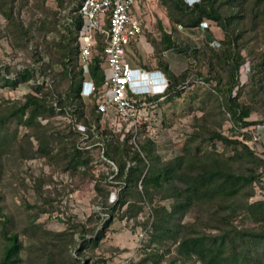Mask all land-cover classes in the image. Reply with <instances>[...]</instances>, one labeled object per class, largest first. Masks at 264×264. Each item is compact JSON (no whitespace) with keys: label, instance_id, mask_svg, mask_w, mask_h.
<instances>
[{"label":"trees","instance_id":"trees-1","mask_svg":"<svg viewBox=\"0 0 264 264\" xmlns=\"http://www.w3.org/2000/svg\"><path fill=\"white\" fill-rule=\"evenodd\" d=\"M33 1L40 8L43 0ZM55 1L60 7L64 3L66 7L72 4L66 16L71 22L63 26L64 33L57 30V13L53 12L51 20L45 16L25 25L19 12L29 0H0V14L6 21L3 34L10 35L17 46L34 39L32 28L39 32L54 31L58 36L57 40L47 42L45 51H49L51 59L41 65V73L51 71V84H33L21 99L0 98V172L2 159L41 158L60 172L79 174L81 181L95 179L96 199L99 198L102 212L109 216L101 223L104 228L114 218L136 219L144 206H148L146 221L141 223L148 231L146 248H154L144 249V256L131 264H147V260L160 264L171 253L167 264L177 261L181 264H264V198L253 199L255 187L264 185V150L262 154L256 153L239 138V135L251 138L248 128L257 125L263 128L262 132L256 128L255 133L264 149V0H197L192 4L185 0H157L172 27L197 28L205 21H212L224 34L216 45L207 41L202 49H191L189 54L195 61L179 73L173 72L165 57L171 49L182 51L173 39L172 30H166L157 19L159 38L148 36L156 63L153 68L163 72L169 83L162 94L135 96L137 102H155L160 97L164 102L174 101L183 95L192 75L210 83L200 105L195 109L189 107V111L203 113L196 118V129L189 134L191 143L183 153L166 160H162L154 140L147 135L135 148L128 143L132 131L120 139V134L107 128L100 130L102 114L97 109L96 94L86 99L80 93L85 75L77 62L78 34L82 26L77 9L83 0ZM250 41L254 42V48L249 46ZM103 45V37L98 35L88 65V77L96 88L104 79ZM35 49L34 55L42 59ZM53 61L59 64L57 71L51 68ZM245 64H249L250 70L247 80L241 82ZM32 76L33 70L25 68L13 79L2 77L0 85L16 88ZM252 113L258 114L257 120L249 119ZM58 116L68 117L70 122L60 126L54 120ZM40 117L46 120L41 122ZM226 119L232 123L230 135L220 130ZM74 122L86 126L88 138L93 135L91 128L97 131L104 157L116 167L115 172L111 171L112 181L120 188L112 203L108 202L111 182H102L107 178L103 173L94 178L91 151L80 146L82 134L75 129ZM40 179H35V188L42 204L37 206L35 218L53 211L50 194L43 195L40 191ZM188 214L192 220H185ZM94 217L99 221L102 218L98 213ZM8 221L5 218L0 231V264L107 261L104 257L90 256V259L83 258L82 263L78 258L84 257L87 250L93 253L104 237V230L96 226L69 221L66 229L51 231L41 224H32L22 230L36 241L27 247L19 232L7 229ZM75 233L79 235L78 242ZM47 238L53 240L48 242ZM48 243L53 251H47ZM71 244L77 245L78 257L71 254ZM166 244L169 246L161 252ZM24 249L30 253L26 259L22 257Z\"/></svg>","mask_w":264,"mask_h":264},{"label":"rangeland","instance_id":"rangeland-1","mask_svg":"<svg viewBox=\"0 0 264 264\" xmlns=\"http://www.w3.org/2000/svg\"><path fill=\"white\" fill-rule=\"evenodd\" d=\"M34 3L35 1L29 0L20 9L19 14L25 25L36 20V18L45 16L51 20L53 18L52 14L55 12L57 13V30L61 33L65 32L63 26L66 25V16L72 4L66 7V3H64V7H60L55 0H43L41 7L36 8ZM186 3L188 4V2ZM138 9L143 19L144 29L127 48V60L132 66L146 65L151 68L155 67L153 48L148 41V36L159 38L157 19L161 20L166 30H172L175 43L179 49H182L181 52L171 49L165 55L175 73L181 72L190 62L195 61L194 57L189 54L191 49H202L207 41L216 45L217 41L224 38L220 27L212 21H205L203 26L201 25L197 28L172 27L173 25L168 22L165 10L158 4L157 0L140 1ZM5 23L4 17L0 14V80L2 77L13 79L16 77L17 72L25 68L32 69L33 76L27 83H21L16 88L0 85V98L21 99L26 92L31 90V85L43 84L47 86L53 81V76L49 69L46 71L47 74L46 72L44 74L41 73V65L51 59V55L48 54L49 51H45L47 42H51L53 39L57 40L58 36L57 32L54 31L39 32L37 29L32 28L31 31L35 35L34 39L27 41L24 46H17L10 35L7 33L3 34ZM251 41L249 46L254 48V42L251 43ZM257 42L256 40L255 43ZM35 47H37L40 56H42L40 60H38L37 55H34ZM53 62L51 68L57 71L60 68L59 64L55 61ZM249 70V64H245L242 67L241 82L247 80ZM205 89H210V83L203 82L195 75H192L188 78L181 97L167 102H164L162 98L155 102L142 101L145 102V105H143L144 109L134 123L124 121L112 113L104 114L100 120V130L107 128L113 133L120 134V139L124 138L126 132L132 131L133 135L128 143L135 148L138 147V142L147 135L154 140L157 146V153L162 160L169 159L183 153L191 143L189 134L196 129V118H199L203 113L199 110L189 111V107L195 109V107L200 105V100L206 94ZM249 119L257 120L258 114L252 113ZM40 120L44 122L46 119L40 117ZM54 120L60 126L70 122V118L64 116H58ZM13 126V123H11L10 128ZM231 126V121L226 119L222 122L220 130L224 134L230 135ZM74 127L82 134L80 146L86 147L91 151L94 178H99L100 173H103L107 178L102 182L107 180L111 182V186L108 185L112 190L109 193L108 202L112 203L115 200L116 192L120 188L117 186L118 184L112 181L111 171L115 172L116 167L104 157L102 141L96 130L91 128L93 135L92 138H88L85 125L74 122ZM256 128L260 132L263 130L257 125L250 126L248 130L255 133L257 132ZM19 130V134L22 135L23 129L20 128ZM239 138H243V141L250 139L247 146L253 148L256 153L262 154L264 149L260 141L261 138L259 141L244 138L240 135ZM218 145L221 147V144ZM2 162L3 165L0 172V231L2 222L7 218L9 220L6 226L7 229L19 232L25 246L28 247L31 243H36L34 238H29L22 231L26 227H31L32 224H41L44 229L61 231L66 229V223L70 221L84 223L87 227L96 226V229L104 230V237L99 241L97 247L94 248L93 253L87 250L84 257H78L76 255L77 245L71 244L69 246L71 254L78 257L82 263L83 258L90 259V256H93L107 259L105 263L99 264H131L139 261L144 256V249L150 250L154 248L153 246L146 248L148 231L147 228H143L141 223L146 221L148 206H144L143 211L136 219L114 218L111 224L104 228L101 223L109 216L107 213L102 212L98 201L99 198L96 199L95 179L88 178L81 181L79 174L71 176L68 173L60 172L46 164L41 158L24 161L18 158L15 160L2 159ZM38 177L41 178L39 180L40 183L42 181L41 193L43 195L50 194L53 200V211L51 213H42L35 218V212H38L37 206L42 204V198L37 197L35 188V179ZM257 198H264V185L263 187L259 185L255 187L253 199ZM27 204L30 206H27ZM94 213H98L102 217L100 221L94 217ZM185 220H192V215L188 214ZM74 238L77 242L80 240L78 233L74 234ZM46 240L51 242L53 239L47 238ZM1 242L0 237V244ZM168 246L166 244L161 247V252ZM50 249L54 250L51 244L49 245L48 243L47 251L50 252ZM171 250H173V247H171ZM28 254H30L28 250L24 249L22 257L26 259ZM172 255L173 253L164 256L165 258L160 264H167ZM28 263L29 261H24L16 264ZM147 264L154 263L151 260H147ZM175 264H181V261H177Z\"/></svg>","mask_w":264,"mask_h":264},{"label":"built area","instance_id":"built-area-1","mask_svg":"<svg viewBox=\"0 0 264 264\" xmlns=\"http://www.w3.org/2000/svg\"><path fill=\"white\" fill-rule=\"evenodd\" d=\"M137 10L138 0H83L77 9L82 18L77 62L85 75L80 93L86 99L95 93L102 115L112 113L131 123L137 121L145 105L137 102L135 96L162 94L169 83L159 69L146 70L132 66L127 60L128 46L143 32ZM66 19V23L71 22L70 17ZM98 35L104 42L101 63L104 79L96 88L88 77V65ZM251 139L257 141L258 135L252 132ZM249 140L242 141L249 144Z\"/></svg>","mask_w":264,"mask_h":264},{"label":"crops","instance_id":"crops-1","mask_svg":"<svg viewBox=\"0 0 264 264\" xmlns=\"http://www.w3.org/2000/svg\"><path fill=\"white\" fill-rule=\"evenodd\" d=\"M137 15L141 18L140 13H139V9L137 10ZM134 66H136V67H142V66H139V65H134ZM142 68H144V67H142ZM144 69H146V70H153L154 68H150V69L144 68Z\"/></svg>","mask_w":264,"mask_h":264},{"label":"clouds","instance_id":"clouds-1","mask_svg":"<svg viewBox=\"0 0 264 264\" xmlns=\"http://www.w3.org/2000/svg\"><path fill=\"white\" fill-rule=\"evenodd\" d=\"M195 1H197V0H186V2H188V4H192Z\"/></svg>","mask_w":264,"mask_h":264}]
</instances>
